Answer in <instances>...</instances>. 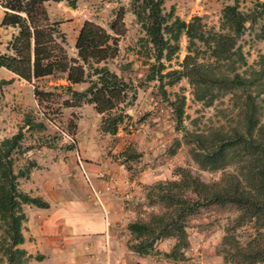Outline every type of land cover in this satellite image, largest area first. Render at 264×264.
Listing matches in <instances>:
<instances>
[{
  "label": "trees",
  "instance_id": "16d2710c",
  "mask_svg": "<svg viewBox=\"0 0 264 264\" xmlns=\"http://www.w3.org/2000/svg\"><path fill=\"white\" fill-rule=\"evenodd\" d=\"M44 1L0 0V26L15 29L6 42L7 51L0 52V66L28 82L43 76L63 77L67 82L64 88L69 93L64 105L92 103L101 115L100 129L115 133L124 116L123 104L135 97L132 86L105 65L118 50L117 37L124 30L123 8L119 6L109 21L110 32L91 19H83L73 41L75 54L70 56L63 46V32L47 19ZM163 1L129 0V9L143 32L140 39L149 44L153 58L148 62L144 79L159 81L164 93L165 83L172 84L184 77L193 97L206 105L215 97L229 93L234 112L226 128L218 125L186 129L181 124L183 94L175 92L169 104L175 128L182 131L197 168L224 170L226 165L234 163L235 170L223 172L208 182L197 171L177 166L173 170L176 178H160L148 184L145 197L149 204L158 203L160 208L126 223L131 235L128 246L139 254L149 253L156 251L154 245L159 239L172 237L174 242L165 255L176 257L189 242L185 230L188 216L199 206L228 202L238 212L234 221L237 224L252 221L256 234L243 245L238 242L230 245V235L225 232L221 237L223 251L234 247L241 252L242 262L238 263H264V118L261 116L264 50L253 64H247L237 42L258 22L264 12V0H248L245 8L239 4L244 0H222L226 2L220 8L216 28L206 26L200 14L184 20L171 8L164 11ZM69 5L74 7V0H69ZM257 29L255 37L263 38L264 24ZM182 35L186 43L178 67L162 71L161 59L170 60L177 52ZM80 82L87 85L80 90L71 87ZM32 92L38 102L49 94L36 85ZM23 120L27 127L42 125L28 114ZM21 139V127L0 138V264H25L30 256L19 246L25 218L22 205L47 206L40 196L18 186V178L27 177L30 168L36 166L34 160L27 159L25 164L13 169L12 154L21 148Z\"/></svg>",
  "mask_w": 264,
  "mask_h": 264
},
{
  "label": "rangeland",
  "instance_id": "374dc122",
  "mask_svg": "<svg viewBox=\"0 0 264 264\" xmlns=\"http://www.w3.org/2000/svg\"><path fill=\"white\" fill-rule=\"evenodd\" d=\"M225 2L164 0L162 8L164 11L171 8L184 20L192 14H200L206 26L216 28L219 23L220 8ZM42 4L48 21L55 22L58 29L63 32L65 38L63 46L70 56L75 54L73 41L83 19H91L110 32L108 23L116 9L121 6L124 30L117 37L116 55L108 58L105 65L132 86L135 97L130 99L129 103L126 101V105L122 103L124 113L122 122L116 132L110 134L100 129L101 115L94 110L92 103L64 105L63 100L69 97V93L64 88L67 82L63 77L43 76L28 82L17 77H4L6 71L0 68V138L10 135L19 127L22 130L21 148L12 154L14 170L25 164L27 159H32L36 166L31 167L29 173L40 169L37 162L45 165L46 168L52 167L51 170L55 172L58 167L54 166L55 163L63 168L71 158L75 161V151L83 162L92 161L100 166L102 177L108 174L103 169L107 168L109 163H119L133 177L139 176L143 180L134 182L137 186H134L136 189L132 200L137 212L136 217H142L143 214L145 217L149 211L160 208L158 203H148L145 197L147 185L160 178H176L177 175L173 170L177 166H186L197 171L199 177L208 182L217 179L223 172L235 170L234 163L226 165L224 170L197 168L188 153L189 145L183 139L182 131L175 128V117L169 104V100L175 98V92L183 94L181 124L186 129H202L218 125L226 128L228 123L232 122V112H234L229 93L215 97L206 105L193 97L191 86L184 77L172 84L165 83L164 93L159 87V81L144 79L148 62H152L153 58L150 56L149 44H145L144 40L140 39L143 32L129 9V0H74V7L69 5V0H46ZM239 4L241 8H245L249 1L244 0ZM1 13L0 6V16ZM260 24H264V12L261 13L256 25L246 30L237 40L247 64H253L258 53L264 50V36L255 37ZM14 30L11 26H0V52L7 51L6 42ZM185 43V37L180 36L177 52L170 60L161 59L164 64L162 71L178 67L177 62L184 54ZM33 85L49 91L40 102L33 95ZM86 85L87 82H80L72 84L71 87L80 90ZM127 99L129 98H125ZM261 105V116L264 118V98ZM25 114L30 115L34 122L40 121L42 125L27 127L23 123ZM29 173L27 177L18 178V186L23 190L29 184ZM86 174L88 182L91 183L87 171ZM84 180L87 184L85 192L87 199L98 207L89 198L88 182L85 178ZM100 192L102 193V190ZM237 213L235 205L228 202L199 206L187 218L186 232L191 233V228L196 232L187 247L182 250L185 253H177L179 259L184 264H264L261 261L238 263L242 262L241 252L234 247L223 251L221 237L225 232L230 235V245L236 242L243 245L256 234L255 224L252 221L245 220L241 224L234 221ZM130 238L129 234L127 240ZM31 256L35 259L36 253L30 254L29 257Z\"/></svg>",
  "mask_w": 264,
  "mask_h": 264
},
{
  "label": "crops",
  "instance_id": "0c3cea01",
  "mask_svg": "<svg viewBox=\"0 0 264 264\" xmlns=\"http://www.w3.org/2000/svg\"><path fill=\"white\" fill-rule=\"evenodd\" d=\"M0 68L6 71L4 77H17ZM37 164L40 169L30 171L25 190L40 196L47 206L22 205L25 218L19 246L29 254L36 253L35 259L29 257L26 264H184L178 256L165 255L174 242L172 237L159 239L154 245L156 251L149 253L139 254L128 246L126 223L137 216L132 200L137 186L134 182H142V178L133 177L121 164L113 162L103 169L108 174L102 177L100 166L85 161L91 184L102 190L104 214L87 199V184L74 158L63 168L55 163V172L52 167ZM195 232L193 228L191 233L187 231L189 242Z\"/></svg>",
  "mask_w": 264,
  "mask_h": 264
},
{
  "label": "built area",
  "instance_id": "2783aa9c",
  "mask_svg": "<svg viewBox=\"0 0 264 264\" xmlns=\"http://www.w3.org/2000/svg\"><path fill=\"white\" fill-rule=\"evenodd\" d=\"M74 156H75V162L77 164V167L79 168V171L81 172L83 177L88 182V177H87V174H86V171L84 168V162L82 161V158L80 157V155L78 154L77 151H75ZM99 175L102 176L103 173L100 172ZM88 188H89V198L92 200L93 203L98 205V207L101 209V211H103V213L105 214L106 209L104 208L103 201H102L101 196H100V193H101L100 190L101 189L100 190L97 189L90 182H88ZM104 218H106V216Z\"/></svg>",
  "mask_w": 264,
  "mask_h": 264
}]
</instances>
